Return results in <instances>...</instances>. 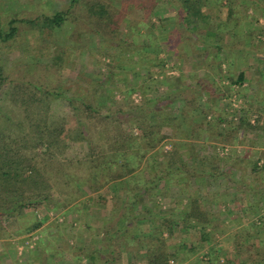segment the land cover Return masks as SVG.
Returning a JSON list of instances; mask_svg holds the SVG:
<instances>
[{
	"label": "trees",
	"instance_id": "16d2710c",
	"mask_svg": "<svg viewBox=\"0 0 264 264\" xmlns=\"http://www.w3.org/2000/svg\"><path fill=\"white\" fill-rule=\"evenodd\" d=\"M161 1L122 0L116 6L113 0H70L57 8L52 0H42L45 11L42 3L32 19L12 20L24 26V33L36 26L43 39L68 22L75 25L70 35L75 46L89 34L124 47L125 59L114 54L112 67L119 69L117 62L125 60L120 68L137 81L146 70L147 81L133 88L124 83L121 100L113 90L103 95L97 88L80 87V93H68L62 86L69 58L63 47L55 49L50 64L7 66L1 53L18 43L19 32L0 27L1 239L32 235L43 227L49 234L62 227L52 214L66 211L78 213L91 231L89 218L100 224L98 233L94 230L97 240H88V246L67 244L60 236L62 250L77 263L264 264V154L249 150L240 156L237 149L245 142L241 134L258 129L261 119L251 124L246 109L231 102L228 108L217 106L221 87L210 83L215 87L210 89L206 78L211 77L194 72L179 85L181 99L162 101L161 74L150 69H165L167 60L143 53L164 43L169 56L184 66L193 54L204 59L215 53L206 69L219 82L227 76L232 89L241 86L243 79L233 73L236 55L244 47L245 55L264 57L259 23L264 0H167L173 16L159 11ZM130 5L142 11L143 19L129 27L124 44H117L123 24H131ZM155 17L158 24L151 21ZM213 19L217 25L212 30L202 26ZM144 29L145 46L143 37L141 44L132 36ZM228 38L229 44L220 45ZM148 63L150 68H143ZM91 80V87L99 83L97 76ZM174 86L166 82V94H174ZM134 94L141 102L134 101ZM225 148L229 151L221 155ZM48 221L54 223L45 227Z\"/></svg>",
	"mask_w": 264,
	"mask_h": 264
},
{
	"label": "rangeland",
	"instance_id": "374dc122",
	"mask_svg": "<svg viewBox=\"0 0 264 264\" xmlns=\"http://www.w3.org/2000/svg\"><path fill=\"white\" fill-rule=\"evenodd\" d=\"M52 1H53V4H56L57 8H60V6H64L66 4H69V2H70V0H52ZM113 1H114V4L116 6H119L121 4L122 0H113ZM164 1H165L164 2L165 9H167L166 14L173 16L175 14L174 7H172L173 5L167 0H164ZM160 3H162V1ZM59 4H60V6L58 7ZM82 5H84V4H82ZM57 8H55V9H57ZM133 8L134 7L132 5H130L127 8V11H126L127 17L131 21L130 22L131 24H129V22H126L123 24V26L121 28L122 30H121L120 35H119L120 36L119 37L120 42L116 41L117 44L123 43L125 41L124 40L125 37H127L129 39V36H128L129 27L133 26L136 28V26L138 25V22L143 19L142 11H138V10H135ZM36 9L37 8L34 9V7L32 5V10H30V11H32V15H33V13H36L35 12ZM9 11H10L9 13H7L5 11L3 12L2 19L0 22V26H1V28H6V29H4V30H6V33H10L12 28H16L19 32V34H18L19 37L17 39L18 43H16L12 48L5 50L1 53L4 60L6 61L7 66H12L14 64H19V63L21 64L23 62L25 63V62H29V61H32L31 64H35V63L36 64H38V63L39 64L40 63L41 64H50L52 62L51 56L55 54V49L57 47H63V48L67 49L69 58L67 59L68 60L67 66H65L63 68V71H62V78H63L62 84H64L62 86L64 87L65 90L68 91V93H70V94L80 93L81 92L80 87H88L90 90L97 88L98 91H100V93L103 95L108 94V90H113L114 93L118 96V100H121L123 97V94L121 92H119L120 91L119 88L124 86V83L126 84L125 79H124L125 76H128L129 81H131V83H132L131 86L128 83L129 87L133 88L134 86H138L137 78L132 76L133 73L130 74V73H128V71L126 72L123 69V67L120 68L122 65L125 64V62H126L125 60H122L123 63L117 62L119 69L112 67L113 63H112V59L110 57H112L114 54L117 56L119 55L121 58L125 59L124 56H125L126 52H124V50H126V49H124V47L120 48L119 45H116V44H111V45L109 44L110 45L109 46L108 43L102 42L98 38L97 39L94 37L92 38L89 34H88V37L85 38V40H86L85 42L78 43L75 46L74 44H76V43L73 41L72 42L70 41V39H71L70 35L73 32H75V25L70 24L68 22H65L63 24L61 29L55 33V36L50 37V35H49L48 38L43 39L41 37V35L38 34V31H40V30L38 28H36V26H32V31L29 32L28 30H26V32L24 33L23 32L24 26H22L18 22L15 24H12V20H14V19L16 20V18L20 19L21 16H23L24 14L23 13H20V14L16 13L14 15V13L12 12L14 10H13V7L11 5L9 8ZM48 11H49V9H48ZM25 14H27V13L25 12ZM47 15H50V13L48 14V12H47ZM261 20L263 21V26H264V19H261ZM151 21L153 24H158V19L156 17L152 18ZM48 30L50 32L51 28H49ZM138 34H140V35L132 34V36L137 38L136 42L142 43V40L144 39V37L146 38V36L148 35V31L146 29H144V30H141L140 33H138ZM141 38H142V40H141ZM261 38L263 39L264 36ZM94 42L96 44V45H94V46H96V48L94 50H92L91 49L93 46L92 43H94ZM138 43H136V44H138ZM104 49H105V51H103ZM162 58L167 60L165 69L160 70V71L157 70V72H158L157 74H159V73L161 74V76L158 79L159 80L158 91H159L160 95L163 97L162 101L164 99H173V98L181 99L182 98V96H181L182 92L179 88V85H182V83L186 84L188 82V80H190V76H189L190 71L194 70V69H192L191 66L189 67V64H193V63L189 62L188 64H185V66H184L180 60L176 59L175 56H169L167 54L164 55ZM176 64L178 65V67H176ZM197 66H198V64L195 66L196 69H197ZM181 67H182V70H181ZM140 73H141V76H144V77L147 74L146 70H142V72H140ZM181 74H184V75H181ZM199 74H202V73H199ZM91 76H97V80L99 82L98 84H95V86H93V87H91V85L93 83V80H91ZM184 76L187 77V79L185 78L184 81H182L181 77L183 78ZM200 76H204V75H200ZM139 77L140 76L138 75V78ZM166 82H167V85H169V86L170 85L177 86V89L179 88V90H177V91L174 90L175 91L174 94H172V93L166 94V92H165L167 90ZM188 84H190V83H188ZM191 84H193V83H191ZM99 85L101 86L100 89H99V87H100ZM175 86H174V88H175ZM151 94L153 97L154 92L149 93V95H151ZM132 97H133V99H135L134 101L136 103L141 102V97L138 96L137 94H134ZM202 99L205 100L204 97H202ZM93 101H94V99H93ZM175 104H177V103H175ZM4 107H6V110L8 108L9 113H11V110H10L8 103H5ZM161 108H162V106H161ZM16 121L17 120L15 119L14 122L17 124ZM165 149L170 150L171 146L166 145ZM242 150L243 149H241V151ZM204 195L207 198L210 197L209 194L206 192L204 193ZM206 200H209V199H206ZM90 212H92L91 208H90ZM52 216H53V218H58L59 222H63L65 219L64 217H59L60 215H52ZM79 216L80 215H78L77 213H74V215H73V217L75 218L73 221L74 223L70 222V220H68V219L65 220V223H68L69 226H72L71 230L74 232L83 231L84 232L83 234H87V233L92 234V238H90V239L88 238L89 237L88 235H87L88 237H86L85 239L83 238V242H82L83 246L84 245L86 246L90 240L91 241L94 240L95 239L94 237L97 236V234L94 233V230L95 231L99 230L100 224H98L97 221H95V222L92 221V220H95L96 218H92V219L89 218L88 222L91 220L89 223L92 222L91 225L94 228V230L91 231V230L86 228L87 227L86 225H82L83 223H82V220L79 219ZM84 219H85V215H84ZM52 223H54V222L51 221L50 223H48V225H46V227ZM56 229H57V227H56ZM69 238L71 239L73 244L76 243L74 241L75 238H73V237H69ZM186 264H189V263H186ZM190 264H192V263H190ZM193 264H198V263L193 261Z\"/></svg>",
	"mask_w": 264,
	"mask_h": 264
},
{
	"label": "crops",
	"instance_id": "0c3cea01",
	"mask_svg": "<svg viewBox=\"0 0 264 264\" xmlns=\"http://www.w3.org/2000/svg\"><path fill=\"white\" fill-rule=\"evenodd\" d=\"M164 2L165 1L162 0V3H160L159 5V11H162L163 13L167 12V9H165ZM42 3H43L42 0H0V22L2 19L3 12L4 11L7 13L10 12L9 11L10 5L13 7L14 11L12 12L14 14L23 13L24 15L22 19L26 17L28 19H32V11H30L32 10V5L35 9L37 5H40ZM46 6L47 5L45 3L44 11ZM208 8H210V11L213 12V14L217 13V9L214 8V6H210ZM206 10L208 9L207 8L203 9V11ZM25 12L27 14H25ZM260 24L263 25L262 20L260 21ZM216 25H217L216 20L213 19L209 25H202V26H205V28L208 26L207 28H211L212 30V28H215ZM181 27H183V25H181ZM154 37L156 36L154 35ZM193 39L196 40L195 37H193ZM224 43L229 44L230 39L228 38L224 40L220 45H223ZM143 45L144 46L146 45L145 39L143 41ZM245 50L246 49L243 47L242 52L236 55L235 59L237 63L233 69L234 70L233 73H235L236 76L238 75L237 77L243 79L242 85L241 86L233 85L234 86L233 89L231 87V83L226 79L227 76H225V78L219 82V79L216 77L217 74L213 71H210V69L208 70L206 69L205 64L208 63L209 60L215 58L214 57L216 56L215 53L206 56V58L204 59L200 55L193 54L190 56V60H192L193 64H189V67L191 66L192 69H194L190 71V74L193 72L196 74L198 73L197 74L198 77L200 75H204V76H200L199 78H204L206 76H209L211 77V81H209V79L206 78L207 84L210 85V83H213L221 87L220 90H218V92L221 93L222 98L216 99L217 106L219 105L228 108L231 102V104L236 109H241V108L246 109L248 113L247 115L250 116L251 124H257L256 121L259 118L261 119V122L259 123L260 126L258 129L249 131L248 133L241 134L244 136L245 142L237 148L240 156L248 154L249 150H254L256 152H259V154H264V57H260L258 59L256 55L251 53L250 54L247 53V55H245L244 54ZM143 53L152 56V58L153 57L155 58L157 56H161L160 58H162L166 54L170 55L169 52L167 51V46L164 43L157 48L155 47L145 48ZM222 58L227 59V56L222 55ZM149 64L150 63H148V65L144 64L143 65L144 67L141 66V68L142 67L147 68L149 67ZM197 64L198 66L196 69L195 66ZM226 65H227L226 63L223 65V70H224L223 72H225ZM150 71L157 72V68H151ZM124 79L127 85L128 83L130 86L132 85L131 81H129L128 79V76H125ZM213 79L214 82H212ZM144 82H146V76L145 77L140 76L138 79V86L142 87ZM127 85L124 84V86L119 88L120 89L119 92L123 90L125 91V89H127ZM210 86H211L210 89L212 90L215 89L213 85ZM172 89L173 91L175 90L174 87ZM235 89L236 92H238L236 94H235ZM150 91L151 90L149 89L147 93H150ZM166 114L171 116L173 115V112L171 110H168ZM242 116L244 117L243 113ZM241 149L243 150L241 151ZM76 209L78 210V208ZM74 213L75 212H70L68 214V212L65 211L58 215H60L59 217H64V218L67 217V219L70 220V222L74 223L72 220L73 218L72 215H74ZM48 223L50 222L48 221ZM48 223L45 224V227L46 225H48ZM61 224H62V227H60L61 229L60 228L51 229L50 230L51 233L49 232V234L43 231L44 230L43 227L36 232H32V235L24 233L17 239H7V238L1 239L0 236V264H82V263H77L75 259L71 258L72 259L71 260L68 258L70 257L69 256L70 253L62 250L60 246L62 239L60 238V236L66 238L67 244L70 243V245H74L69 237L75 238L74 241L78 244V242L81 243L83 242V238L85 239L88 236L89 239L92 238V234L90 233L83 234L84 233L83 231L74 232L71 230L72 226H69L70 228L69 227L66 228L63 222H61ZM95 240H97V238H95L94 241Z\"/></svg>",
	"mask_w": 264,
	"mask_h": 264
},
{
	"label": "built area",
	"instance_id": "2783aa9c",
	"mask_svg": "<svg viewBox=\"0 0 264 264\" xmlns=\"http://www.w3.org/2000/svg\"><path fill=\"white\" fill-rule=\"evenodd\" d=\"M228 151H229V149L225 148L224 150H220V153H221V155H224V154H227ZM171 264H175V262L171 261Z\"/></svg>",
	"mask_w": 264,
	"mask_h": 264
}]
</instances>
